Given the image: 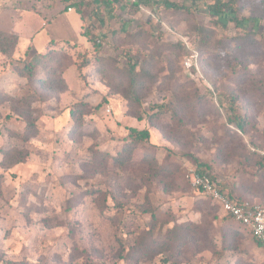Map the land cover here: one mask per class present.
<instances>
[{
    "label": "rangeland",
    "instance_id": "1",
    "mask_svg": "<svg viewBox=\"0 0 264 264\" xmlns=\"http://www.w3.org/2000/svg\"><path fill=\"white\" fill-rule=\"evenodd\" d=\"M108 1L106 7L99 0H0V31L18 38L15 59L27 47L30 59L55 41L40 72L45 78L53 71L65 87L30 85L18 74L21 62L9 67L0 55V149L31 151L25 163L8 169L0 153V264H163L165 258L264 264V250L250 234L192 189L186 175L196 166L182 156L206 162L216 181L242 201L264 204V0H238L237 26L227 13L208 11L212 0ZM81 33L98 38V55L116 61L119 71L126 57L137 69L150 67L153 78L139 93L144 114L172 95L188 98L181 133L172 132L166 116L150 128L156 158L173 167L175 178L158 186L127 185L117 194L120 213L100 212L94 201L101 199L84 196L102 189L112 207L104 182L113 173L82 178L81 165L92 149L114 155L127 128L148 126L128 112L121 95L126 84L116 82L115 72L97 71L94 54L84 55L90 46ZM82 56L87 62L79 74ZM231 99L245 120L243 132L226 123ZM79 102L94 111L84 117L85 135L71 141L67 109ZM25 120L39 129L28 144L20 139ZM142 154L138 149L134 159ZM147 199L158 217L155 226L139 210ZM184 225L195 226L194 232L180 229ZM150 228L154 238L173 229L175 242L184 241V231L187 244L180 253L152 249L143 238Z\"/></svg>",
    "mask_w": 264,
    "mask_h": 264
},
{
    "label": "trees",
    "instance_id": "2",
    "mask_svg": "<svg viewBox=\"0 0 264 264\" xmlns=\"http://www.w3.org/2000/svg\"><path fill=\"white\" fill-rule=\"evenodd\" d=\"M142 1L144 2V0H135L134 5L138 6ZM237 1L238 0H212V3L208 5V11L215 15L227 13L231 17V21L234 22L237 26L239 24V19L237 17ZM99 2L106 7L110 5V2L108 0H99ZM72 6L76 8L77 13L80 12L78 5ZM170 7L175 10H180L181 8H183L181 6L179 7L173 4H171ZM81 36L82 38L86 39L90 46L89 49H85L84 55L89 53L94 54V61L96 62L95 68L97 69V71L101 70V73H106L107 71L115 72L112 76L115 78L116 82H124L126 84V86L121 91V95L127 101L129 107L128 112L138 122L145 120L148 126V128L141 130L133 127L127 128V134L122 139L120 148L116 150L114 155L92 149V157L90 158V160L82 163L81 165L82 178H91L93 175H98L101 173H113L114 179L111 180V178H108V182H104L105 190H110V193L108 195L110 196V200L113 203L112 207H108L106 205L107 192L102 191V189L93 187L91 191L85 192L84 196L93 198L95 195L96 197L94 198H100L101 200L97 201L96 199V201H94L96 207L100 210V212L111 211L112 213H120L122 211V203L118 201L117 194H120L121 191L127 187V185L136 188H143L148 187L150 183H156V185L158 186L163 183L165 184L164 180H173L175 178L174 175L176 174V171H174L171 165H169L167 162H158L156 158L157 148L150 141V128L155 127L158 120L166 116L169 120L166 122V124H172V132L174 134L176 131L177 133H181L184 130V126L182 124L184 120L181 118V112L183 108H188V98H183L178 95H172L170 101L149 105L148 113L144 114L142 106L140 104L139 93L141 91L142 83H147L153 78L150 72V67L143 65L137 69V67L133 63H131V59L126 57V66H124L123 70L119 71L118 69H116V61L110 58H103L98 55L100 49L98 38H95L94 35H88L85 33H81ZM55 44V41L48 42L43 52L33 54L30 59L27 58L29 53V48L27 47L23 53L22 59H15V52L18 50L17 36L6 34L0 31V55L8 61L7 64L9 67L10 63L13 60H17L18 63L21 62L22 64H17V66H19L18 74L26 79L27 83L33 85L35 82L39 86H44V88L46 89L52 87V90L54 85L63 86L61 89V91L63 92L65 90L64 82L62 79L55 78L53 71L49 72V74H47L45 78L42 76L44 74L40 72L41 64H45L43 62H45V58L49 56V52L56 50L54 47ZM82 60L83 61L76 66L79 74H81L82 68L87 62L85 56H82ZM198 99L199 97H197V101ZM234 104L235 103L233 99H231L230 104L228 105V111L230 112V115L227 118L226 123L228 126L236 129L237 131L243 132L245 120L243 117L236 114ZM132 108H134V110H132ZM93 111L94 109L86 102H79L72 108L67 109V115L70 121V131L68 130L67 134L68 138L71 141L75 140V137L77 136L83 137L85 135L82 131L84 117L91 115ZM37 131H39V129L35 126L34 123L25 120L24 130L20 135V139L24 144H28L29 137H33L37 133ZM138 149H143V154L137 161L134 159V154ZM0 153L2 154V164H0L2 168L8 169L25 163L27 161V158L31 154V151L29 150V148L20 150L10 148L7 150L0 149ZM182 156L186 157L192 162L193 165L196 166L195 169L198 173L204 175L210 181L215 182L218 189L222 193H225L231 200L235 202L242 201L240 198L231 194V192L228 191L225 186L216 181L215 177L210 173V166L206 162L201 161L199 158L189 153H184ZM3 160L8 162L6 166L3 165ZM259 165L264 170V159L260 160ZM196 192L200 195L198 191ZM206 200L219 210V208L211 200H209L208 198H206ZM69 207H71L70 204H68V208ZM143 207L146 208L140 207V212L142 214L149 215L153 226H155L158 217L156 215V211L149 204L148 199L146 200V206ZM226 217L233 221V219H231L230 217ZM181 228L184 229V231H188L190 233L194 232L195 230V226L192 225H184L183 227H180V229ZM153 229L155 228H150L148 233H145L143 235V238H147L146 241H149L148 244L152 245V249L160 247L161 251L172 250L180 253L182 248L187 244L186 233L184 231L182 234V236L184 237V241L175 242L174 238H172L174 232L173 229L171 231H167V234L171 233L170 235L158 234L156 238H154ZM162 236L163 239H161ZM148 238L151 240H148ZM225 239L226 243L229 244L228 247H230L232 245L230 237L227 238L226 236ZM142 241L147 243L145 239H142ZM173 241L174 244L172 243ZM255 244L260 247L258 243L255 242ZM163 264L175 263L170 262L168 258H165L163 260Z\"/></svg>",
    "mask_w": 264,
    "mask_h": 264
},
{
    "label": "built area",
    "instance_id": "3",
    "mask_svg": "<svg viewBox=\"0 0 264 264\" xmlns=\"http://www.w3.org/2000/svg\"><path fill=\"white\" fill-rule=\"evenodd\" d=\"M68 11L71 9L68 8ZM261 156L264 159V152L261 153ZM186 178L193 190L211 200L221 213L244 228L264 250V204L231 200L218 189L215 182L198 173L195 168L188 169Z\"/></svg>",
    "mask_w": 264,
    "mask_h": 264
},
{
    "label": "crops",
    "instance_id": "4",
    "mask_svg": "<svg viewBox=\"0 0 264 264\" xmlns=\"http://www.w3.org/2000/svg\"><path fill=\"white\" fill-rule=\"evenodd\" d=\"M35 54V53H34Z\"/></svg>",
    "mask_w": 264,
    "mask_h": 264
}]
</instances>
